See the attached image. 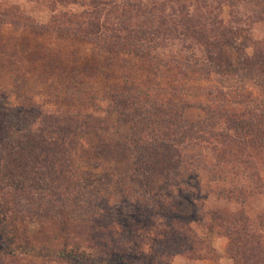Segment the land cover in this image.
Returning a JSON list of instances; mask_svg holds the SVG:
<instances>
[{
    "label": "trees",
    "instance_id": "1",
    "mask_svg": "<svg viewBox=\"0 0 264 264\" xmlns=\"http://www.w3.org/2000/svg\"><path fill=\"white\" fill-rule=\"evenodd\" d=\"M6 1L9 0H0V6ZM27 1L43 11L44 21L40 22L30 14L22 12L20 6H14L9 8V13L0 14L8 21L2 22L0 18V28L7 25L14 31L48 32L58 37L79 39L103 54L124 58L134 54L142 61L151 63L149 72L143 74L146 77L142 75L134 77L135 80H132L134 85L127 84L125 91L117 92L119 94L117 105L111 106L108 110L109 112L115 110L118 113L123 111L122 114L127 117L134 116L131 124L132 134L139 143L146 145V148L148 145L151 146L153 151L147 153L140 151V154L135 155L134 164L139 166L153 158L152 163L155 167L153 169L151 165L145 167L150 172L148 176L142 175L143 171L130 173V179L124 181L121 188L123 193L128 197H135L140 205L145 206L150 212L165 210L167 216L183 217V256L196 257L195 253L205 251L214 254V258L221 257L210 241V235L217 234L228 239L226 255L233 264H264V258L261 257L264 256V248L261 245V238L256 233L257 222L252 221L245 212L252 196L264 192V100H255L252 96L246 99L239 94L241 90L239 92L238 89L232 90V84L240 85L244 80L264 90V42L258 44L262 45V52L257 48L252 57L246 54L245 59H242L241 53L239 54L240 64L234 75L223 74L218 64V59L220 61L226 52L227 46L224 45L233 41L238 25L252 26L254 23L264 22V0ZM240 6L246 11L243 15ZM226 8L230 9L231 16L233 15L235 19L229 21L227 25L221 17ZM241 15L246 17L245 20L240 19ZM188 32L192 34L189 45L192 52L185 58L186 62H183V57L179 56L181 54H173V50L177 49L175 47L177 40L188 38L190 35ZM177 69L185 70L180 72V76L186 84L179 86V91H183V86H187L192 78L198 86L213 77L218 79L217 87L204 89V96L210 100L207 101L205 98L206 111L213 112L211 116L216 120L202 121L199 124L185 122L183 106L181 110L175 106L168 107V99L156 96L163 85L152 87L153 75L150 74L155 71L154 76L164 78L163 71L174 75ZM140 78L144 80L145 85L149 84L142 86L138 82ZM258 83L260 84L257 85ZM170 87L171 85L166 88ZM116 89L118 88L114 87V90ZM234 95L238 96V100ZM212 97L214 102H211ZM124 104H127L126 108H123ZM32 108L37 117L27 126L26 137V140L31 139L32 142L27 141L22 147L15 148L13 139L0 140V197L3 200L0 211V248L5 254L15 256L16 263H19L23 256L27 257L24 241L20 243L16 233L26 219L17 210L8 213L6 208H11L12 196L20 199L21 196L29 195L42 215L53 216L56 214L55 210L69 206V211L78 221L79 229L82 225H90L93 228L96 241L92 240V229L86 235L77 228V237H70L72 245H66L59 257L65 263L81 264L89 260L94 264H102L101 257L104 254L119 255L121 252L129 251L133 246L132 241L124 240L120 235L117 240L113 234L118 233L117 230L111 227L102 230L98 228L99 226L95 224L96 219L93 218H90L88 223L86 219V216H90L88 208L82 210L75 193L70 194L71 192L66 189L51 188L52 184H57L61 173L71 172V168L67 169L69 163L59 165L54 162L56 158L54 139L84 119L67 113L47 111L38 105H32ZM22 115L24 116L23 112L19 117ZM169 116L173 117V120H170ZM154 118L163 125L160 134L149 133L147 127L142 126L147 119ZM83 122L89 128L98 130L105 128L103 123H96V119L85 118ZM115 133L119 132L115 130ZM44 135L49 138L45 139ZM34 142L39 146L38 155L35 154L30 159L37 155L42 162L39 171L35 173L39 176L36 192L34 189L29 191L18 189L7 181L12 156L17 152L27 156L33 152L27 145L31 146ZM104 144L105 151L100 157L108 156L111 160H118L121 158L119 152L123 155L125 153L124 147L120 145L113 149L116 146L114 143L109 144V141H106ZM174 159L175 162H172ZM171 163H177L176 168L170 166ZM161 164H167V170L171 167L173 173L179 171L177 176L180 181L177 186L183 187V206L175 199L172 200V197H175L170 187L159 188L155 183H150L156 175H164L161 172L163 168ZM57 170L60 172L56 175ZM156 170H160L161 173H156ZM175 182L176 180L173 181V186ZM20 185L25 187L24 183ZM14 189L17 191L14 192ZM204 190L214 194L218 202L226 205L204 212V217L209 221L202 222L200 213L194 215V211L201 206L193 207L188 204L190 202L188 200L193 191ZM234 205L239 206L240 210L233 208ZM80 210L83 213L80 214ZM193 215L197 218L199 216L200 222L195 221L199 223L202 235L186 222ZM175 225L176 223H173V226ZM99 243L100 245L96 246ZM17 249L18 253L15 251Z\"/></svg>",
    "mask_w": 264,
    "mask_h": 264
},
{
    "label": "rangeland",
    "instance_id": "2",
    "mask_svg": "<svg viewBox=\"0 0 264 264\" xmlns=\"http://www.w3.org/2000/svg\"><path fill=\"white\" fill-rule=\"evenodd\" d=\"M14 6H20L22 12L30 14L40 22L44 21L43 11L28 3L27 0L4 2L0 6V14L9 13V8ZM240 10L242 15L246 12L241 6ZM242 15L240 19L245 20L246 17ZM221 17L225 25L229 21H235L228 8L224 9ZM0 18L2 22H8L5 16ZM238 26L236 34L233 35V41L224 45L227 46L226 52L223 53L226 56L222 55L220 61L218 59L221 71L227 76L235 74L240 64L238 59L240 53L241 58L245 59L246 54L252 57L257 48L259 52H262V45L258 44L264 42V22H257L252 26L245 24ZM188 34L190 35L187 39L183 37L182 41H176L177 49L173 50V54H181L178 55L183 57V62H186L185 58L192 52L189 49L192 34L190 32ZM209 35H211L210 31ZM137 56L133 54L129 58H124V56L106 55L79 39L58 37L48 32L14 31L7 25L0 28V140L13 139L15 148L22 147L27 141L32 142L31 139L26 140L27 126L31 125L37 117V113L32 112V105L41 106L55 113L74 115L79 119H96V123L105 125L103 130L89 128L83 122L84 120H81L54 139L53 148L56 153L54 162L59 165L69 163L67 169L71 168V172L70 174L61 173L57 184H52L51 188L66 189L71 192L70 194L75 193V198L79 200L82 210L85 207L88 208L90 214L86 216L88 223L90 218L96 219L95 224L99 226L98 228L103 230L111 227L117 230L118 233H113L117 240L120 235L124 240L132 241L133 246L129 251L121 252L119 255L110 253L102 255V264H233L226 255L228 239L217 234H211L210 241L221 257L214 258V254H208L205 251L195 253L196 257L183 256V217L181 215V217L167 216L165 210L150 212L145 209V206L140 205L135 197H128L121 190L124 181L130 179V173L143 171L142 175L148 176L150 172L145 167L148 165H151L152 169L155 167L152 163L153 158L142 163L143 167L142 164L139 166L134 164L135 155L140 154V151L146 153L152 151L151 146L148 145L146 148V145L139 143L132 134L131 124L135 119L134 116L127 117L122 114L123 111H120V114L115 110L108 111L111 106L117 105L119 97L117 92L125 91L127 84L132 85L134 77L142 75L145 78L143 74L149 72L151 63L142 61ZM182 70L185 71L177 69L174 75L163 71L164 78L154 76L155 71L150 74L153 75L151 76L152 87L163 85L159 95L156 96L160 99H168V107L175 106L176 109L181 110L183 106L185 122L199 124L202 121L216 120L211 116L213 112L206 111V103L210 100L204 96V89L217 87L218 79L213 77L198 86L192 78L187 86H183V91H179L178 87L186 84L180 76ZM139 80L142 86L149 84L145 85L141 78ZM140 84L138 83V87ZM170 85L171 87L167 89L166 87ZM114 87L118 89L114 90ZM237 89L238 92L242 91L239 94L246 99L252 96L255 100H264L263 88L254 86L247 80L240 85L232 84V90L237 91ZM235 98L238 100V96ZM211 102H214V99ZM126 107L127 104H124L123 108ZM27 109L29 110L25 111ZM242 109L244 110L245 107ZM21 112L24 116L19 117ZM169 118L173 120V117L169 116ZM159 123L160 121L155 118L147 119L142 126L147 127L149 133L160 134L163 125ZM33 129L35 131V128ZM115 130L119 133H115ZM44 137L49 138L47 135ZM106 141L116 145L113 149L119 145L124 147V155L119 152L121 158L118 160H111L108 156L100 157L105 151ZM36 143L27 145L33 150L27 156L17 152L10 159L7 171V181L10 185H15L18 189H26V191L34 189L36 192L39 176L35 173L39 171V165H42L37 156L39 146ZM35 154H37L35 158L30 159ZM172 162H175V159ZM160 166L163 167L161 172L164 175H156L150 183H155L159 188L170 187L175 197L171 196L172 200L175 199L180 206H183V187L177 186L180 181L177 176L179 171L173 173L171 167L167 170V164ZM170 166L176 168L177 163H171ZM57 171L56 175L60 170ZM161 172L156 170V173ZM120 176L122 178H119ZM175 180V186H173L172 183ZM21 183H24L25 187L20 185ZM106 183L109 184L106 185ZM15 191L17 189H14ZM216 198L208 190L193 191L189 196L188 204L193 207L201 206L197 208L198 210L196 209V212L194 211V215L200 213V221H209L207 217H204V212L226 205L218 202ZM12 199L11 208H6V211L11 213L15 209L26 219L16 233L20 243L24 241L27 257L23 256L20 262L16 263L15 256L5 254L0 248V264H70L59 258L65 246L72 245L70 237H77V228L79 229L78 221L69 211V206L55 210L56 214L53 216H45L36 208L29 195L21 196L20 199L12 196ZM2 203L3 200L0 197V211ZM233 208L240 210L237 205ZM82 210L79 211L80 214L83 213ZM245 212L252 221L257 222L256 233L261 238V245L264 248V192L252 196ZM194 215L186 222L202 235L203 231L198 223L199 216L197 218ZM173 223L176 225L173 226ZM90 229H92V240L96 241L97 237L93 235V228L90 225H82L79 231L88 235ZM99 245L100 243L96 246ZM15 251L18 253L19 249ZM261 257L264 258L263 255ZM81 264L94 263L88 260Z\"/></svg>",
    "mask_w": 264,
    "mask_h": 264
}]
</instances>
